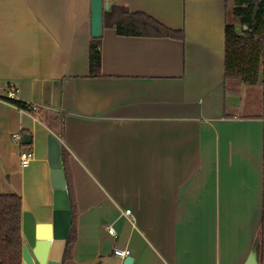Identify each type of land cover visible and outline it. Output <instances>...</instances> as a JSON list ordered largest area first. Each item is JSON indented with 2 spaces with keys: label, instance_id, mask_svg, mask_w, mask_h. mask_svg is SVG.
I'll return each mask as SVG.
<instances>
[{
  "label": "crops",
  "instance_id": "crops-1",
  "mask_svg": "<svg viewBox=\"0 0 264 264\" xmlns=\"http://www.w3.org/2000/svg\"><path fill=\"white\" fill-rule=\"evenodd\" d=\"M232 4L102 0L105 13L141 11L184 38L102 23L90 76L91 0H0V194L50 223L47 135L58 138L75 215L68 262L122 264L119 248L132 264L244 263L263 216L264 72L254 85L225 77ZM256 86L261 109L248 100ZM11 89L32 108L12 103ZM22 149L34 154L26 166ZM65 244L52 239L45 264H61Z\"/></svg>",
  "mask_w": 264,
  "mask_h": 264
},
{
  "label": "trees",
  "instance_id": "trees-1",
  "mask_svg": "<svg viewBox=\"0 0 264 264\" xmlns=\"http://www.w3.org/2000/svg\"><path fill=\"white\" fill-rule=\"evenodd\" d=\"M232 14L238 25L230 21L225 24L224 74L226 78H239L242 82L255 84L260 78L261 69L264 72V0H233ZM102 21L105 25L113 26L121 35L184 38L183 30L169 28L144 12H130L123 6H115L110 13L103 12ZM88 61L89 75L97 76L101 65L100 36H92L90 39ZM10 100L18 108H32L29 103ZM61 154L63 155V147ZM68 199L71 224L61 264H67L70 260L71 250L76 241L75 215L72 213L69 194ZM21 224V197L17 193L0 194V264L22 263ZM256 239L261 263L264 249V191L263 216Z\"/></svg>",
  "mask_w": 264,
  "mask_h": 264
},
{
  "label": "water",
  "instance_id": "water-1",
  "mask_svg": "<svg viewBox=\"0 0 264 264\" xmlns=\"http://www.w3.org/2000/svg\"><path fill=\"white\" fill-rule=\"evenodd\" d=\"M102 0H91L90 32L100 36L102 31ZM245 28V26H244ZM31 135L23 134V142L28 144ZM47 158L53 187V211L51 222L37 223L33 215L22 213V234L25 244L22 245L21 264H45L51 240H63L67 237L71 224L68 192L61 160V142L53 134L47 135ZM133 257L127 255L122 264H132ZM67 264H79L68 262ZM243 264H259V245L255 238Z\"/></svg>",
  "mask_w": 264,
  "mask_h": 264
},
{
  "label": "built area",
  "instance_id": "built-area-1",
  "mask_svg": "<svg viewBox=\"0 0 264 264\" xmlns=\"http://www.w3.org/2000/svg\"><path fill=\"white\" fill-rule=\"evenodd\" d=\"M8 98L9 99H16L17 98V91L16 90H13L11 89L8 93ZM12 139L18 143V144H21V142L23 141V135L21 133H14L12 135ZM33 151L31 149H22L19 151V160H20V164L22 166H26L30 163V161L33 159ZM125 213H130L129 209H126L124 211ZM107 232L110 233V234H114L115 233V230L114 228L111 226V225H108L107 226ZM113 253L115 255H119L121 257H124V256H127L130 254V251L129 249H119V248H115L113 250Z\"/></svg>",
  "mask_w": 264,
  "mask_h": 264
},
{
  "label": "rangeland",
  "instance_id": "rangeland-1",
  "mask_svg": "<svg viewBox=\"0 0 264 264\" xmlns=\"http://www.w3.org/2000/svg\"><path fill=\"white\" fill-rule=\"evenodd\" d=\"M232 16H233V14L231 15V20L232 19L233 20L236 19L234 16L232 18ZM250 85H254V84H250ZM252 89H253V92L249 94L248 100H250L251 104L254 107H257L258 109H261V107H262V101H261L260 89L257 86L256 87H252Z\"/></svg>",
  "mask_w": 264,
  "mask_h": 264
}]
</instances>
